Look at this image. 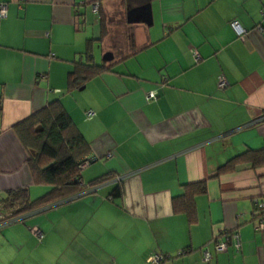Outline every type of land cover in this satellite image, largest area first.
<instances>
[{"label": "crops", "instance_id": "obj_1", "mask_svg": "<svg viewBox=\"0 0 264 264\" xmlns=\"http://www.w3.org/2000/svg\"><path fill=\"white\" fill-rule=\"evenodd\" d=\"M94 1L0 0V201L48 188L12 126L49 100H61L95 157L81 168L84 191L0 225V264H146L153 252L172 255L163 264H264L254 215L264 164L216 175L264 148V0H98L97 12ZM89 57L107 69L69 89L68 73ZM202 179L189 222L172 197ZM224 230L239 232V249H215Z\"/></svg>", "mask_w": 264, "mask_h": 264}, {"label": "trees", "instance_id": "obj_2", "mask_svg": "<svg viewBox=\"0 0 264 264\" xmlns=\"http://www.w3.org/2000/svg\"><path fill=\"white\" fill-rule=\"evenodd\" d=\"M101 26L104 34L106 31L104 17L101 18ZM104 69H107L104 63L97 64L91 57L85 61H76L73 69L68 73V88L83 84ZM12 129L20 143L29 151L28 165L33 180L36 183L48 185V188L42 195L33 199L28 197L24 188L9 190L0 201V208L8 213V219L31 213L54 201L84 191L86 185L81 179V164L92 158L89 164L95 160V157L88 154L90 148L87 141L76 128L59 98L47 101L44 106L15 123ZM238 164H249L252 167L264 164V148L257 150L247 148L233 155L217 167L216 175L229 173ZM107 178L109 174H103L95 178L91 184H99ZM206 190L205 179L184 183L183 191L172 197L173 210L185 213L189 222H194L196 220L195 196ZM121 193V185H116L111 190L112 195ZM235 231L237 230L219 231L215 237L220 236L222 232L231 234ZM183 249L186 251L185 248ZM154 253L160 252L151 254ZM161 254L166 256V253ZM169 255L168 258L164 257L163 262L172 258V255Z\"/></svg>", "mask_w": 264, "mask_h": 264}, {"label": "built area", "instance_id": "obj_3", "mask_svg": "<svg viewBox=\"0 0 264 264\" xmlns=\"http://www.w3.org/2000/svg\"><path fill=\"white\" fill-rule=\"evenodd\" d=\"M21 1L22 0H18V2H21ZM92 9L95 12H97L99 10V1L98 0H96L92 3ZM6 12H7V5L5 2H1L0 3V18L4 17L6 15ZM261 12L264 14V9H262ZM230 24L233 27L236 34L241 39H243L244 36L246 35L247 29H245L242 25H240L238 21H231ZM192 53H193L194 59H196V60H198L201 57L199 51L196 48L192 49ZM217 84L219 87H225L228 84L224 75L220 74L218 76ZM156 96H157L156 91L150 90L147 92L146 98H148V99L149 98H155ZM93 114L94 113L92 110L87 111V116H91ZM91 159L92 158H89L87 161L83 162L81 164V168L84 167L85 165H87L88 162L91 161ZM255 205H256V208L254 211V215H255V219H256V227H257V229H259V228L262 229V228H264V199H255ZM7 215H8V213L4 212V210L0 208V225H2L7 220H9L7 218ZM31 230L34 234L41 236V231L38 228L32 227ZM229 242H231V244L234 246L235 249L240 248L241 240H240V234L238 231H235L231 234L222 232V233H220V236L214 237V246H215V249L218 251L226 250L229 246ZM184 252H185L184 249H180L177 252V254H182ZM164 257L168 258V257H170V255L166 254V256H165L164 254H161V253L151 254L150 256L147 257V264H160L165 259ZM202 257L204 260L209 259L210 253H209L207 248H204L202 250Z\"/></svg>", "mask_w": 264, "mask_h": 264}, {"label": "water", "instance_id": "obj_4", "mask_svg": "<svg viewBox=\"0 0 264 264\" xmlns=\"http://www.w3.org/2000/svg\"><path fill=\"white\" fill-rule=\"evenodd\" d=\"M107 56H111L110 53L106 54Z\"/></svg>", "mask_w": 264, "mask_h": 264}, {"label": "rangeland", "instance_id": "obj_5", "mask_svg": "<svg viewBox=\"0 0 264 264\" xmlns=\"http://www.w3.org/2000/svg\"><path fill=\"white\" fill-rule=\"evenodd\" d=\"M103 54H104V53H103ZM103 54H102V55H103Z\"/></svg>", "mask_w": 264, "mask_h": 264}]
</instances>
